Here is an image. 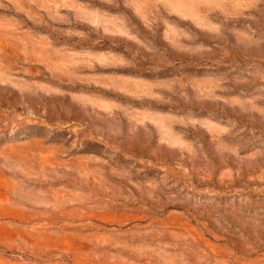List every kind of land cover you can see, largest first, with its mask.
Returning <instances> with one entry per match:
<instances>
[{"label":"rangeland","instance_id":"rangeland-1","mask_svg":"<svg viewBox=\"0 0 264 264\" xmlns=\"http://www.w3.org/2000/svg\"><path fill=\"white\" fill-rule=\"evenodd\" d=\"M0 264H264V0H0Z\"/></svg>","mask_w":264,"mask_h":264}]
</instances>
